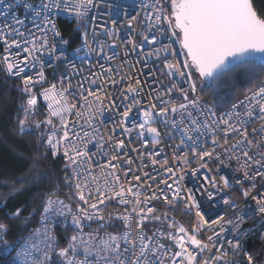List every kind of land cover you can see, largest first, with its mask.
<instances>
[{"label":"snow or ice","instance_id":"snow-or-ice-1","mask_svg":"<svg viewBox=\"0 0 264 264\" xmlns=\"http://www.w3.org/2000/svg\"><path fill=\"white\" fill-rule=\"evenodd\" d=\"M102 3L105 4V14L110 19L97 25L93 23L96 16L90 13L99 9ZM14 7L17 5L8 3L5 10L0 11V17L8 21L0 24V44L5 53L0 56V63L9 75L17 77H21L26 68L36 67L37 63L41 69L36 73V79L31 75L22 77V92L27 94V98L22 105L24 115L19 120V131H26L30 117L33 118L35 128H40L43 124L50 129L49 133H42V136L52 155L61 156L64 160V168L68 173L64 178L65 183L74 189L73 196L80 202L76 212H73L71 205L64 200L51 196L45 200L40 216L41 228L33 231V237H43V249L36 244L31 245V249L42 251V258H33L32 264H253V257L257 253L253 252V255H248L246 260L241 261L230 259L229 251L223 249L226 243L235 257L245 253L243 242L246 237L259 233L260 238L264 239V192L252 194L257 189V183L264 182V82L255 89H247L243 99L233 103L228 111L219 115L214 108L202 105L196 95L197 80L212 88L219 82H227L229 78L239 81L241 75L249 79L255 78L257 65L264 69V17L254 8L253 0H141L139 4L135 0H112L110 3L106 0H38L35 4L23 0L24 18L12 11ZM133 9L143 13L145 29L139 35L143 43L153 46L152 50L143 52V43L137 44L133 38L121 40V43L131 45L133 51L139 49L145 58L155 56L159 60L163 55L167 75H178L188 84V88H183L172 83L162 94L167 99L157 96L156 99L163 105L159 110H156L155 104L141 109L143 120L133 125L138 130L137 137L141 139V147H147L149 143L153 146L160 143L161 131L156 125L161 123L165 128L171 127L179 133L180 145L190 148L201 168H208V162L213 160L229 168L230 163L235 161L237 167L234 171L240 176H221L223 187L240 191L245 200L250 197L254 203L241 206L231 194L226 195L221 203L226 206V212L232 213V218L225 220V216L219 214L214 218L206 217L200 201L191 189L181 195L179 180L183 176L179 180L174 179L175 188L163 181L172 193L171 199L164 189L160 190L161 195L153 192L151 196L141 199L144 195L140 191L142 184L131 183L133 180L140 182L141 177L133 175L129 178L133 160L124 159L127 153L123 150L128 145L125 139L120 138V135H124L131 143L133 129L127 127V120L132 107L139 103L136 97L140 96L138 88L141 80L137 77H128L127 88H121L123 100L131 98L132 103L126 105L120 114V135L113 128L110 130L111 135L105 140L100 128L93 125L97 115L102 116L104 113L101 93L104 98L108 97L105 85L115 87L118 83L112 75L111 67L106 69L108 76L105 80H100L103 72L93 74L96 78L90 83L96 85L95 90L84 88L74 95L70 91L71 83L65 84L63 78L59 87L55 83L51 84L42 93L44 99L49 101L48 116L43 121H35L38 96L33 89L37 83L46 80L44 61L37 53L55 59L66 56L54 43L56 37H61L55 18L63 13L73 16L78 22L82 43L74 52L79 55L83 51L82 60L96 54L102 55L107 61H113L118 53L107 55L105 48L117 47L118 32L122 27L119 23L121 18L125 19L128 29L135 31L134 24L139 19V14ZM29 18L33 28L22 30L25 29V20ZM166 33H170L169 38L175 37L183 50L185 58L182 66L167 59L168 54L176 55L171 44L164 45L161 42L156 47L160 37ZM60 43L67 45L68 41L61 39ZM127 54L125 52V56ZM116 74L121 80L125 79L120 68L116 69ZM173 92L179 94L175 103L171 99ZM189 93L192 94L191 99ZM128 94L134 95L130 97ZM73 100L79 103V108ZM110 104L115 107V101L110 100ZM70 117L75 118L70 120ZM257 124L258 127L255 126ZM145 133L151 137L150 140L144 138ZM94 141L96 152L89 148V144ZM209 143L212 145L211 149L207 147ZM180 145L176 147L179 148ZM132 151L138 152L139 149L133 148ZM159 154L158 151L148 152L147 156L151 159ZM144 155L140 153L141 160ZM187 156L188 153L185 152L179 157L185 165L189 163ZM119 161L129 167L122 169ZM151 163L156 165L158 161L151 159ZM162 163L166 165L167 159ZM165 171L173 173V168H166ZM196 171L198 169H194L192 174L195 175ZM216 171L219 172L220 168ZM144 176L149 174L144 173ZM204 179L209 180V177L205 176ZM245 182L249 183L248 188L244 187ZM210 183L213 188L216 187L215 177ZM161 196L170 206L180 202L186 212L194 215L196 222L191 232L174 220H169L167 227L175 229V232L156 229L149 235L145 231L146 221L161 220L160 216L153 215L156 208L148 206L152 200H160ZM208 196L211 199L213 194L209 192ZM112 203L130 205V210L125 208L124 213L114 217L123 221L124 230L119 233L105 232L104 235H100L98 229L85 232L84 229L91 228L92 223L105 221L103 213ZM20 216V208L11 213L12 219ZM112 219L113 215L109 213L108 222ZM164 219L168 220L166 216ZM249 221L251 224L245 228L244 225ZM61 224L65 230H73L72 235L65 237L66 246L63 247L55 232L56 227ZM225 224L231 226L233 239L220 243L217 247L216 241L228 231ZM100 226L105 227V224ZM214 226L219 227V231H215ZM9 230L7 224L0 223V240H4ZM204 230L213 232L207 236V242L198 238ZM164 240L171 244L166 245ZM211 248L217 249L216 254L210 259L200 258L202 253ZM0 251L6 252L8 249ZM53 256L56 257L55 261ZM256 264H264V260H257Z\"/></svg>","mask_w":264,"mask_h":264},{"label":"built area","instance_id":"built-area-1","mask_svg":"<svg viewBox=\"0 0 264 264\" xmlns=\"http://www.w3.org/2000/svg\"><path fill=\"white\" fill-rule=\"evenodd\" d=\"M29 2L35 4L38 3V0H29ZM106 2L110 3L112 2V0H106ZM129 2H132V0H129ZM135 2L139 4L141 0H135ZM146 2H151V0H146ZM8 3L17 5V7H14L12 11L19 15L21 18H24L25 10L23 8V0H2V2H0V11H4L5 5ZM132 11L137 12L139 14V19L134 24L135 31L128 29L125 24V19L121 18L119 23L122 27L118 32L119 39L117 40V47L115 49H108L107 47L105 48V54L107 55H111L112 52L118 53V56L113 61H107L103 58L102 55L98 56L96 54H92L91 56L82 60L81 57L83 56V51H81L79 55L75 54L74 50L81 47L82 33L80 34V41L74 46H71L69 38L63 33L60 22L61 20H69L74 22L77 27L78 22L73 16H69L63 13L59 14L55 19L57 27L61 32V37H56L54 43L56 44V47L59 51L65 52L66 56L62 57L61 59H55V57H48L47 55H41L40 53H37V55L41 56V60L44 61L43 71L46 77L45 81L37 83L33 89L38 96V104L43 105L47 111V104L49 103V101H46L44 99L42 95L43 90L48 88L53 83L57 84V87H59L62 78L64 79L65 84L71 83L72 87L70 91L74 95L77 93L78 90L84 88H92L93 90H95L96 85H92L90 83L92 79L96 78L93 74H99L103 72L104 75L100 77V80H105L108 76L106 69L111 67L113 69L112 75L118 81V83L115 85V87L105 85L108 90V97L104 98L103 93H101V96L103 98L104 113L102 116L97 115V119L93 121V125L98 126L100 128L101 135H103L105 137V140H107L108 136L111 135L110 130L113 128H115L117 135L121 134L122 117L120 114L124 111L126 105H131L132 103L131 98L129 100H123V97L121 96V88H127L128 77L139 78L141 80V84L138 88V90L140 91V96L136 97L139 103L138 106L132 107V111L127 120V127L133 129L131 132V143L129 144V140L125 138L124 135H120V138L125 139V143L126 145H128V147L123 150L127 153L124 159L133 160V164L131 165L132 172L129 173V178H131V176L133 175H139L141 177L140 182L134 180L131 181L132 184H142L140 191H142L144 195L141 196V199L143 200L146 197L151 196L153 192H155L157 195H161V189H164V191L168 194L169 198L171 199L172 193L167 188V184H172L173 188H175L176 185L174 184V179L179 180V178L183 176V179L179 180L180 187L182 188L181 195H184L189 189H191L196 195L197 200L200 201L202 211L205 212L206 217L212 216L214 218L217 214H219L224 215L225 220L232 218V213L226 212L224 210L226 206L222 205L221 203L222 199L225 198L226 195L231 194L233 198L236 199L237 203H239L241 206H244L245 204L254 203V201H252L250 197L245 200V198L242 197L240 191L225 189L223 187L222 181L220 180L221 176H240L239 173H236L234 171L237 167L235 161H232L230 163L229 168L223 167L215 160L208 162V168H201L200 164L197 162V158L193 155V152L190 150V148L180 145L179 133L173 131L171 127L165 128V126L161 123H157L156 125V127L161 131L160 143L156 144L155 146L149 143L147 147H141V139L137 137L138 130L133 128V125L135 123H140L143 120L141 109L150 108L152 104H155L156 110H159V108L163 105H161L160 101L156 99L157 96H161L162 99H167L168 97H164L162 94L167 91V89L171 86L172 83H176L179 87L183 88H188V84L185 83L183 79L178 75L172 77H169L167 75V73L164 71L163 55L159 60H157L155 56L145 58V56L139 49L133 51L131 50V45L121 43V40H127L129 38L135 39L137 44L143 43L139 35V33L145 29V25L143 23V13H139L138 9H133ZM106 12L107 9L104 3L100 5L99 9H94L93 12L90 13V15L96 16V20L93 23L99 25L103 24L105 20L110 19V17L105 14ZM10 18L11 17L9 16L8 20H10ZM6 22L8 21L4 17H0V24ZM31 28H33L31 19H26L25 29L22 30L26 31L27 29ZM156 34L159 35V33ZM49 35L51 36V34ZM169 37L170 33H166L164 36L160 37V40H158L156 47H159L161 42L164 45L171 44V47L176 50V55L173 56L171 54H168L167 59L173 61L174 63H177L178 66H182V61L185 58L183 50L181 49L180 44L175 37ZM61 39L68 41V44H61ZM89 42L91 43V39ZM152 47V45L143 43V52H150L152 50ZM125 52L128 53L127 56H125ZM4 54L5 53L3 51V46L2 44H0V56H3ZM101 65H103V68L101 67ZM117 68L121 69V74L125 77L124 80H121L120 76L116 74ZM0 69L2 72L6 73L8 78L18 80L21 92L23 88L22 77L24 75H31L34 79H36V73L41 70L39 63H37L36 67L26 68V72L22 74L21 77H17L14 75H9L4 69L2 63H0ZM260 85L261 83L254 86L252 89L257 88ZM246 93L238 97L236 100L230 103L228 107L222 110L215 109L208 102L203 87L198 83L196 95L199 96L202 105L214 108V110L217 112V115H219L222 112L228 111L233 103H237L239 100L243 99ZM23 94L27 98V94ZM128 95L131 97L134 94ZM178 95L179 94L177 92H173L171 99L174 103L176 102V97ZM189 98H192L191 93H189ZM110 100L115 101L114 108L110 104ZM73 102L77 101L73 100ZM77 107H80L78 102ZM93 109H95V105L93 106ZM74 118L75 117H70L69 119L71 120ZM54 123H56L57 127H59L57 121L54 120ZM81 123H83V121H81ZM255 126L258 127L259 125L257 124ZM77 131H80V129H77ZM49 132L50 130L48 131V133ZM144 138L148 140L151 139V137H149L147 133H145ZM95 144L96 141H94L92 144H89V148L93 152L97 151ZM177 145H180V147L177 148ZM105 147H107V145H105ZM207 147L208 149H211L212 145L209 143ZM133 148H137L139 149V151L134 152L132 151ZM155 151H158L160 154L151 158L158 161L156 165H153L151 163V159L148 158L147 153ZM217 151H220V149H217ZM185 152L188 153L187 159L189 160V163L186 165L183 163V160L179 159V157H182ZM140 153L145 154L142 160L140 159ZM54 157L59 158L61 156ZM223 158L224 157H221V159ZM164 159H167L168 161L166 165L162 163ZM118 163H121L122 169H127L129 167L128 165L123 164L122 161H119ZM169 167L173 168V173H167L165 171V169ZM217 168H220L219 172L216 171ZM194 169H198V171L195 172V175L192 174ZM208 169H212V171H209ZM144 173H148L149 176H144ZM205 176L209 177V180H205ZM150 177H154V179H151ZM213 177H215V188H213L212 184L210 183ZM163 181H167V184L163 183ZM249 186V183L245 182L244 187L248 188ZM209 192L213 194L211 199H209L208 196ZM259 192H264V182H258L257 189L253 191L252 194L258 195ZM51 197L64 200L56 195H51ZM64 201L65 203L71 205L73 212H76L77 205L80 203L79 201L76 204H70L68 203V201ZM148 206H154L156 208V212L153 213V215L161 217V220L159 221L150 220L145 222V231H147L149 235H152V232L156 229H161L165 232H175V229H169L167 227L169 220H174L177 224H183L186 228L189 229L190 232L192 231V228L196 222V218L194 217V215H191L186 212L180 202H175L174 206H170L167 202L163 200L161 196L160 200H152ZM43 207L44 205L40 210V216L43 211ZM125 208H129L130 210V205H117L115 203L110 204L103 213V215L105 216V221L94 222L91 224V228L86 227L84 231L89 232L98 229L100 235H104L105 232H122L124 230L123 221L116 220L114 217L117 214L124 213ZM109 213L113 215V219L110 221V223L108 222ZM165 216L168 218V220L164 219ZM221 223L223 224L224 222L222 221ZM96 224H105V227H97ZM106 224H120L121 228H106ZM250 224L251 221H249L248 224L244 225V227L247 228ZM224 226L228 228V231L223 233L220 236L219 240L216 241L217 247L220 243H225L227 240L233 239L231 226L226 224ZM39 228H41V220H39V223L36 227H33L31 231L25 237H23L16 244V246H14V250L12 251V264H32L33 258L37 260L42 258V251L31 249L32 244H36L40 249H43V244L41 243L43 237L40 235L33 237V231ZM57 229H64V227L62 224L58 225L55 229L56 234ZM214 230L219 231V227L214 226ZM212 234V231L204 230L198 238L203 239L205 240V242H207V236H210ZM163 242L166 245L171 244V242L167 240H164ZM243 244L245 253H241L240 255L235 257H233L232 252L229 250L228 245L226 243L223 250L229 251L230 259L241 261L246 260L248 255H253V252H255L257 253V255L253 257V264H256L257 260H264V239L260 238L259 233L246 237ZM216 252V248H211L210 250L202 253L200 258L210 259L212 255L216 254ZM54 257L55 256H53V259Z\"/></svg>","mask_w":264,"mask_h":264},{"label":"trees","instance_id":"trees-1","mask_svg":"<svg viewBox=\"0 0 264 264\" xmlns=\"http://www.w3.org/2000/svg\"><path fill=\"white\" fill-rule=\"evenodd\" d=\"M253 5L258 14L264 17V0H253ZM60 25L71 46L80 41L81 30L74 22L61 20ZM256 73L255 78L246 80V77L242 76L239 81H235L231 87L234 95L215 109L222 110L228 107L245 94L247 89L264 82L262 75L264 69L257 65ZM197 83L203 87L208 102L213 106L214 87L208 88L199 80ZM25 101L26 97L20 91L18 80L8 78L0 69V223L9 226L10 230L4 237L7 244L21 240L31 228L38 225L40 220L38 213L45 196L54 190L65 194L69 187L64 179L68 174L64 168V160L62 157L55 158L52 155L42 136V133L47 134L50 129L43 124L40 128H35L33 118L30 117L31 121L26 131L24 133L19 131V120L23 118L22 105ZM47 116L45 107L40 105L35 113V121H43ZM16 208L21 209V216L12 219L11 213ZM100 225L96 224L97 227ZM113 227L121 228V225L106 224V228ZM72 231L71 228L68 229L69 234ZM57 234L60 246L66 244L65 237L69 234H66L64 229H57ZM55 259L56 257L53 261ZM0 264H12V256L0 253Z\"/></svg>","mask_w":264,"mask_h":264},{"label":"rangeland","instance_id":"rangeland-1","mask_svg":"<svg viewBox=\"0 0 264 264\" xmlns=\"http://www.w3.org/2000/svg\"><path fill=\"white\" fill-rule=\"evenodd\" d=\"M244 76V75H241V77ZM246 77V76H244ZM249 79L248 77H246V80ZM235 80L232 79V78H229V80L227 82H219L216 84V86L214 87V90H213V94H214V97H215V102L212 103L214 108L218 107L219 105H222V103H224L225 101H227L230 97H232L234 95V91H232V86L234 84ZM249 88V87H247ZM41 104H37V108L36 110L39 108ZM24 115V114H23ZM22 118V117H21ZM31 121V120H29ZM73 192H74V189L68 187L66 190H65V194H62L60 193V191H57V190H54L52 193L48 194L47 196L44 197L43 199V204L42 206L44 205L45 203V200L48 198L49 195H56L66 201H68V203L70 204H76L78 202V200H76L73 196ZM41 206V207H42ZM39 211V210H38ZM38 211H35V212H38ZM69 224L71 223V218L68 220ZM69 229V228H68ZM68 229L64 231L66 232V234H69L68 233ZM73 234V231L71 234H69L68 236L72 235ZM20 241V239L18 241H16L15 243H10V244H5V241L4 240H0V250H4V249H8V251H0V253L2 255H6V256H12V251L14 250V246H16V244ZM62 247L63 246H66V244L64 245H61Z\"/></svg>","mask_w":264,"mask_h":264},{"label":"water","instance_id":"water-1","mask_svg":"<svg viewBox=\"0 0 264 264\" xmlns=\"http://www.w3.org/2000/svg\"><path fill=\"white\" fill-rule=\"evenodd\" d=\"M255 8V7H254ZM206 85H207V87L209 88V86H208V84L207 83H205Z\"/></svg>","mask_w":264,"mask_h":264},{"label":"bare ground","instance_id":"bare-ground-1","mask_svg":"<svg viewBox=\"0 0 264 264\" xmlns=\"http://www.w3.org/2000/svg\"><path fill=\"white\" fill-rule=\"evenodd\" d=\"M69 21V20H68ZM40 210V209H39ZM38 214H40V213H38ZM69 222V221H68ZM32 229V228H31ZM26 236V235H25Z\"/></svg>","mask_w":264,"mask_h":264}]
</instances>
